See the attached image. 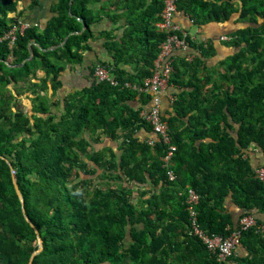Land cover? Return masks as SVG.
Wrapping results in <instances>:
<instances>
[{"label":"trees","instance_id":"1","mask_svg":"<svg viewBox=\"0 0 264 264\" xmlns=\"http://www.w3.org/2000/svg\"><path fill=\"white\" fill-rule=\"evenodd\" d=\"M97 2L60 0L57 15L44 29L29 27L13 44L0 41V264H29L40 247L39 236L43 248L32 264H219L190 232L187 195L179 193L190 186L200 194L198 222L209 234L226 237L238 227L225 208L230 196L241 217L251 213L263 223L255 213H264V181L255 170L264 164L255 167L247 152L256 147L264 156V0H177V9L199 26L234 15L251 24L227 42L237 51L221 63L223 70L201 76L195 67L184 81L200 56L215 51L214 45L205 48L187 38L201 53L191 63L182 58L175 64L169 84L181 88L168 114L162 113L176 146L174 182L161 160L168 144L159 140L150 146L130 130L152 128L142 107L125 102L141 96L145 107L151 96L124 85H141L153 74L167 37L155 26L165 0H105L102 5L114 23L125 20L107 66L119 85L95 81L86 96L66 100L59 114L42 95L32 106L22 101V92L34 87L20 84L29 80L31 70L57 75L63 66L54 59L80 60L94 37L93 24L104 16L93 8ZM111 7L113 13L107 12ZM15 10V0H0V38L17 22L10 16ZM78 17L86 23L81 33ZM32 40L37 45H32L31 59L13 66L30 56ZM134 56L140 66L129 73L122 63ZM13 82L20 87L15 93L9 86ZM184 120L179 130L176 124ZM119 128L131 131L120 155L112 150L107 156L113 148L93 150L101 141L99 131L116 139ZM241 241L249 248L264 247L256 227L243 231ZM251 254L246 264L257 262Z\"/></svg>","mask_w":264,"mask_h":264},{"label":"crops","instance_id":"2","mask_svg":"<svg viewBox=\"0 0 264 264\" xmlns=\"http://www.w3.org/2000/svg\"><path fill=\"white\" fill-rule=\"evenodd\" d=\"M59 1L60 0H15L16 10L13 11L10 16H12L16 20H22L24 22L30 23L32 26H37V28L42 30L48 24V22L57 15L55 7L59 3ZM104 2L105 0H101V2H97L93 5V8L97 12H101L102 15H104V12H102V5L104 4ZM113 9L114 8L111 7L106 11L113 13ZM71 11L72 9L70 7L68 11L69 15H73ZM79 18L81 17H78L77 19L79 20ZM124 21V19H120L118 23H114L109 17L104 15L103 18L95 22L93 24L94 37L89 41L90 46L81 50V57L79 58L80 60H76L75 62L66 59L59 60L58 63L63 67L57 75L47 74V72H45L41 68H36L33 71L31 70L32 74L31 77L29 76V80H27L26 82H21L20 84L22 85L24 83L25 87L32 84L34 87H31L29 90L25 89L24 92H22L24 93L22 96V101L27 105L32 106L34 101H39L37 96L42 95L49 102L54 103L52 105V110L53 112L59 114L65 109L66 100L86 96V91L88 90V88L91 87L95 81H98L94 75L95 67L99 64H102L104 66L106 65L105 67L112 64L113 55L110 49L114 48V45L118 44V37H120V35H122L124 32ZM174 22H176V24H178L182 29L189 32L191 38L195 42L204 45L205 48L211 47L212 45L215 46V51L213 54H205V56L203 55L200 57V48H193L190 45L185 49L175 48L168 55L167 60H171L174 71L175 64H180L182 62V58L188 63L193 62L196 57L200 58V62H198L197 65L193 64L190 66L188 72L186 73V76L183 77L184 81H187L188 78L192 75L193 72L191 70H193L195 67L196 71L201 76L216 73L218 70H223L224 68L221 63L228 57L233 55L237 50L232 45L227 44L229 40H222L221 37L229 36L231 39L238 29L251 24L246 21H240L239 15H234L230 20L224 22L210 21L199 26L191 20L188 13H185L184 11L178 9H176L174 12ZM157 31L159 30L157 29ZM71 34H73V32H69L67 34L64 42ZM110 34L117 37L116 42L112 41ZM64 42L54 47L61 46L64 44ZM107 43H113V45L106 46ZM33 44L37 45V42H35L34 40L31 41L29 46L30 56H28L22 63L13 66H22L26 61L31 59V56H33ZM136 58L137 57L134 56V58L129 59V62L122 63V67L125 69V71H128L129 73H134L135 71H137L140 63H137ZM181 69H183V67H181ZM108 70L110 71L109 68ZM9 86L13 90H15L14 88L16 87V90L19 91V84H14L13 82ZM180 88V85L177 83H168L167 87L163 91H161L160 99L162 113L166 115L168 114L167 111H169V109L171 108L172 103L175 102V92L179 91ZM125 103H127L134 109L142 107L141 115L143 117H145L144 115L148 112L151 106V103L145 107L142 106L143 104L141 96L133 100H127ZM125 113L126 111H123V115ZM185 119L188 120L187 118ZM184 123H186L185 120L181 122L178 121L176 127H178L180 130L184 127ZM130 130L134 131L133 133H135L139 140L145 141L148 145H150L148 140L152 136H154L153 132L151 131L152 129L150 131H146L145 128H133ZM128 132L131 131H126L119 128L117 129L118 137H116V139H112L108 135H105L103 134V132L101 133L99 131L96 136H100L101 141L98 143V145L93 147V150L101 148H113L111 149V151H107V156H112V150L116 155H120L123 151L121 143L124 140H127ZM89 136L90 134H86V137ZM156 140L159 141L158 139ZM247 156H250L251 161L253 162L255 167H257L258 164H264V156L256 147H253L249 152H247ZM146 186L144 188H146ZM225 208L226 211L232 215L234 223L238 224L241 218L240 214L242 210L235 204L231 196L226 199ZM255 214L264 223V213ZM125 241L126 244L130 243V233L127 234ZM251 253H254V256L257 260V262L254 264H264V247L252 244L251 248H249L245 243H241L236 248L235 254L229 260V264H246V259L251 257Z\"/></svg>","mask_w":264,"mask_h":264},{"label":"built area","instance_id":"3","mask_svg":"<svg viewBox=\"0 0 264 264\" xmlns=\"http://www.w3.org/2000/svg\"><path fill=\"white\" fill-rule=\"evenodd\" d=\"M177 9V0H165V6L160 13V20L157 22L156 27L161 32H166L167 37L161 43V50L156 59H154L153 74L145 78L141 85L126 82L124 85L128 88L147 93L151 96V106L148 112L144 115L146 121L151 125L152 136L148 142L154 146L156 139L160 140L163 144H168V149L161 157L163 167L167 169L168 179L173 181L176 175L172 169L173 155L176 151V146L172 143L171 131L169 122L163 117L160 93L163 91L169 81L174 67L171 60H167L168 55L175 49H185L189 46L187 40L190 35L189 32L182 29L176 22H174V12ZM32 27L30 23L22 20H17L13 27L0 38L1 40L9 39L13 44L17 39L18 34H23L24 31ZM222 40H230L229 36H222ZM94 75L98 81H108L113 85H119L117 79L111 74L107 67L99 64L95 67ZM255 177L264 181V166L258 167L255 170ZM186 194V202L190 213V232L199 237L208 250L215 254L219 264H229V260L235 254L236 248L242 243L241 238L243 231H247L252 227H256L262 240L264 241V223H258L253 214H247L240 218L239 225L233 229L230 235L224 237L219 234H209L205 232L198 222V209L197 205L200 201V194L193 188L188 187L185 192H180V195Z\"/></svg>","mask_w":264,"mask_h":264},{"label":"water","instance_id":"4","mask_svg":"<svg viewBox=\"0 0 264 264\" xmlns=\"http://www.w3.org/2000/svg\"><path fill=\"white\" fill-rule=\"evenodd\" d=\"M79 20H80V21L82 22V24H83V28L79 31V32L81 33V32H83L84 28L86 27V23L84 22L83 18H79ZM13 178H14V183H15L16 191H17V193H18V195H19V197H20V201H22L23 197H22V194H21V191H20L19 185H18V183H17V181H16V178L14 177V174H13ZM22 202H23V201H22ZM36 231H37V230H36ZM37 233H38V231H37ZM38 235H39V234H38ZM39 243H40V247H39L36 251L33 252L32 256H31V258H30L29 264H32L33 257H34L38 252H40V251L42 250V248H43V240H42V238H41L40 236H39Z\"/></svg>","mask_w":264,"mask_h":264},{"label":"rangeland","instance_id":"5","mask_svg":"<svg viewBox=\"0 0 264 264\" xmlns=\"http://www.w3.org/2000/svg\"><path fill=\"white\" fill-rule=\"evenodd\" d=\"M109 13H112V12H109ZM50 59H51V57H50ZM53 61L56 62V63H58V61H56V59H54ZM12 91H13V93H15V90L12 89ZM16 108H17L16 106H13L12 107L13 110H15Z\"/></svg>","mask_w":264,"mask_h":264}]
</instances>
